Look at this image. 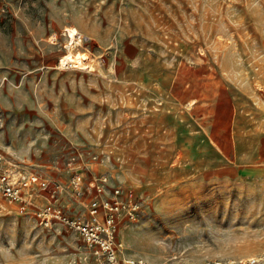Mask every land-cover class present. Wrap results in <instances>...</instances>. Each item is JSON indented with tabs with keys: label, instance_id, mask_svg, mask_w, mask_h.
<instances>
[{
	"label": "rangeland",
	"instance_id": "374dc122",
	"mask_svg": "<svg viewBox=\"0 0 264 264\" xmlns=\"http://www.w3.org/2000/svg\"><path fill=\"white\" fill-rule=\"evenodd\" d=\"M0 161L48 182L0 201V264H106L36 216L89 218L103 180L120 264L264 261V0H0Z\"/></svg>",
	"mask_w": 264,
	"mask_h": 264
},
{
	"label": "built area",
	"instance_id": "2783aa9c",
	"mask_svg": "<svg viewBox=\"0 0 264 264\" xmlns=\"http://www.w3.org/2000/svg\"><path fill=\"white\" fill-rule=\"evenodd\" d=\"M82 43L83 38L80 37ZM80 177L72 180L74 189L82 194L83 182ZM36 187L44 191L48 188V182L32 176L20 183H14L9 173L0 161V201H7L20 205L23 209L32 206ZM97 198L89 205V218L68 215L61 205L49 202L36 213L37 220L45 227L58 223L72 230L86 246L96 255L102 257L106 264H120L119 257L122 252V244L118 239L119 224L126 208L122 202V191L118 188L111 189L107 181L94 184ZM26 192V193H25ZM128 208L133 217L140 210V202L132 195L128 197ZM123 264H151L143 259L123 260ZM163 264H262L259 259L249 258L244 261H206L203 263H184L182 261H170Z\"/></svg>",
	"mask_w": 264,
	"mask_h": 264
},
{
	"label": "bare ground",
	"instance_id": "6f19581e",
	"mask_svg": "<svg viewBox=\"0 0 264 264\" xmlns=\"http://www.w3.org/2000/svg\"><path fill=\"white\" fill-rule=\"evenodd\" d=\"M66 36L68 37V50H74L75 46L80 45L81 42L79 38L77 37L78 31L74 28H66ZM89 58L86 54L82 55H74V56H64L61 58L60 64L61 68L65 66H70V67H78L82 61H86ZM60 66V65H59ZM15 181V180H14ZM262 264H264V261L260 259Z\"/></svg>",
	"mask_w": 264,
	"mask_h": 264
}]
</instances>
